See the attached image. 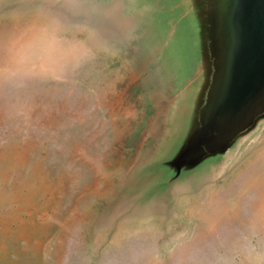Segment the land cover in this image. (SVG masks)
Wrapping results in <instances>:
<instances>
[{
	"label": "rangeland",
	"instance_id": "374dc122",
	"mask_svg": "<svg viewBox=\"0 0 264 264\" xmlns=\"http://www.w3.org/2000/svg\"><path fill=\"white\" fill-rule=\"evenodd\" d=\"M192 1L0 0V264H264V119L192 176L158 166Z\"/></svg>",
	"mask_w": 264,
	"mask_h": 264
},
{
	"label": "water",
	"instance_id": "95a60500",
	"mask_svg": "<svg viewBox=\"0 0 264 264\" xmlns=\"http://www.w3.org/2000/svg\"><path fill=\"white\" fill-rule=\"evenodd\" d=\"M194 1L202 2L204 7L209 3V0ZM189 20L194 30L198 77L184 127L170 152L158 162L169 178L176 179L192 176L201 167L218 161L222 156L217 154L231 147L224 153L226 156L264 119V0L252 2L249 40L244 44L239 72L233 88L219 97L216 105L215 94L225 58L222 34L209 33L208 17L198 10H193ZM203 74L206 84L199 88Z\"/></svg>",
	"mask_w": 264,
	"mask_h": 264
},
{
	"label": "flooded vegetation",
	"instance_id": "af4514ba",
	"mask_svg": "<svg viewBox=\"0 0 264 264\" xmlns=\"http://www.w3.org/2000/svg\"><path fill=\"white\" fill-rule=\"evenodd\" d=\"M253 0H209L204 7L202 2H195L194 9L208 17L207 31H221L223 46L225 48V58L221 68L219 86L215 94L216 105L219 97L233 88L235 76L238 74L241 63L244 44L249 40L250 31L249 18L251 15V6ZM205 73V69L204 72ZM206 84V75L199 81V88ZM208 84V83H207ZM231 147L225 149L229 150ZM217 155L223 156L224 153ZM216 154L213 157L217 156Z\"/></svg>",
	"mask_w": 264,
	"mask_h": 264
}]
</instances>
